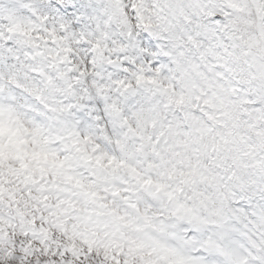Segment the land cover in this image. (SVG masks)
Returning a JSON list of instances; mask_svg holds the SVG:
<instances>
[{
    "label": "snow or ice",
    "instance_id": "snow-or-ice-1",
    "mask_svg": "<svg viewBox=\"0 0 264 264\" xmlns=\"http://www.w3.org/2000/svg\"><path fill=\"white\" fill-rule=\"evenodd\" d=\"M0 264H264V0H0Z\"/></svg>",
    "mask_w": 264,
    "mask_h": 264
}]
</instances>
